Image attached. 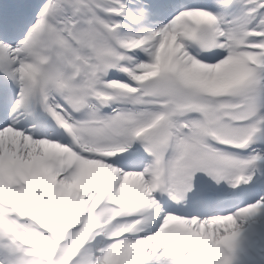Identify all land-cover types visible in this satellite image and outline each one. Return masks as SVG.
<instances>
[{"label": "snow or ice", "instance_id": "6c2138e0", "mask_svg": "<svg viewBox=\"0 0 264 264\" xmlns=\"http://www.w3.org/2000/svg\"><path fill=\"white\" fill-rule=\"evenodd\" d=\"M0 264H264V0H0Z\"/></svg>", "mask_w": 264, "mask_h": 264}]
</instances>
